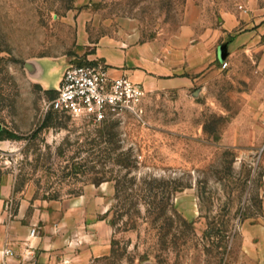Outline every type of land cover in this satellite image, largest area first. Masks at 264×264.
<instances>
[{
	"label": "rangeland",
	"instance_id": "374dc122",
	"mask_svg": "<svg viewBox=\"0 0 264 264\" xmlns=\"http://www.w3.org/2000/svg\"><path fill=\"white\" fill-rule=\"evenodd\" d=\"M187 10V0H0L3 252L35 226L69 264H258L244 230L264 222V34L253 52L225 53L222 37L200 31L207 52L185 82L157 77L133 111L102 122L46 110L55 91L28 70L43 57L95 62L86 54L100 41L178 40L197 17ZM221 21L207 8L209 29Z\"/></svg>",
	"mask_w": 264,
	"mask_h": 264
},
{
	"label": "crops",
	"instance_id": "0c3cea01",
	"mask_svg": "<svg viewBox=\"0 0 264 264\" xmlns=\"http://www.w3.org/2000/svg\"><path fill=\"white\" fill-rule=\"evenodd\" d=\"M214 5L222 18L221 26L209 29L206 22L207 8ZM187 7L188 16L197 17L184 27L178 40L123 44L100 41L94 50L86 54L87 59L100 60L108 66L112 76L127 75L144 87H150L157 77H162L172 85L186 81V73L193 69V55L206 54L207 33L199 35L200 31L213 30L215 37H222L224 42L221 47L225 53H230L231 49H237L234 53L253 52L264 34V0H187ZM78 34L79 41H87L83 31ZM67 65L62 56L43 57L32 62L28 70L44 90H57ZM59 71L58 83H55L51 75ZM5 189L4 183L0 182V219ZM11 223L6 228L0 226V264L5 260L9 264H69L73 261L72 257L63 255L64 247L45 240V232L35 226L24 229L20 239L10 245L14 256L4 255L3 248L9 244L8 240L12 236ZM34 227L36 232L31 235L30 231ZM244 247L258 264H264V222L245 228Z\"/></svg>",
	"mask_w": 264,
	"mask_h": 264
},
{
	"label": "built area",
	"instance_id": "2783aa9c",
	"mask_svg": "<svg viewBox=\"0 0 264 264\" xmlns=\"http://www.w3.org/2000/svg\"><path fill=\"white\" fill-rule=\"evenodd\" d=\"M223 65H227L224 61ZM144 86L127 75L112 76L101 61L70 64L62 73L55 95L44 99V108L71 117L102 122L133 111L144 95ZM36 228H32L34 235ZM6 256L13 250L6 247ZM1 264H9L7 260Z\"/></svg>",
	"mask_w": 264,
	"mask_h": 264
},
{
	"label": "trees",
	"instance_id": "16d2710c",
	"mask_svg": "<svg viewBox=\"0 0 264 264\" xmlns=\"http://www.w3.org/2000/svg\"><path fill=\"white\" fill-rule=\"evenodd\" d=\"M49 91H56V90H49Z\"/></svg>",
	"mask_w": 264,
	"mask_h": 264
}]
</instances>
